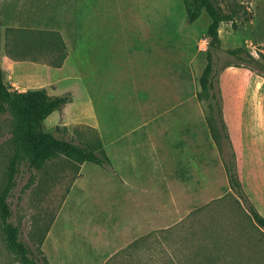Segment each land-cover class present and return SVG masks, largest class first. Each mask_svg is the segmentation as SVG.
<instances>
[{
    "label": "rangeland",
    "instance_id": "1",
    "mask_svg": "<svg viewBox=\"0 0 264 264\" xmlns=\"http://www.w3.org/2000/svg\"><path fill=\"white\" fill-rule=\"evenodd\" d=\"M216 3L224 12L236 11L235 30L232 23L220 25L221 51L214 56L210 92L234 143V116L249 121L264 114V70L240 65L227 51L240 49L264 68L263 47L239 42L236 35L251 20L240 23V18L254 16L264 0ZM208 24L204 13L188 23L182 0H0V51L6 47L35 65L27 68V90L71 95L62 111L46 119L45 129L76 144L101 146L111 162V169H103L57 157L35 170L26 158L18 161L7 198L9 221L39 264H264V230L233 192L211 201L199 196L180 219L168 214L166 227H156L152 216L132 230L119 197L124 189L117 181L134 168L143 176L145 170L134 160L147 134L159 143L161 133L190 130L194 118L199 124L210 121L220 132L215 102L196 98ZM62 57L72 80L59 84L54 80L64 74L51 71L45 76L51 81H43L36 66L57 64ZM12 126L8 114L0 115V193L14 153ZM220 143L227 156V142ZM237 153L235 162L258 171L255 155L239 158ZM146 190L156 193L158 186ZM250 204L258 207V198ZM0 264H19L1 221Z\"/></svg>",
    "mask_w": 264,
    "mask_h": 264
},
{
    "label": "crops",
    "instance_id": "2",
    "mask_svg": "<svg viewBox=\"0 0 264 264\" xmlns=\"http://www.w3.org/2000/svg\"><path fill=\"white\" fill-rule=\"evenodd\" d=\"M239 29L236 34L239 42L263 47L264 6L255 8L253 18ZM65 64L66 62H63L59 68L46 64L36 67H39L43 74V81L48 72L63 73L61 78L54 80L60 84L72 80L69 79L70 69ZM31 66L35 65L16 58L6 47L0 51V67L4 74V83L17 92H25L29 89L31 76L27 68ZM230 69L234 71L235 68ZM257 85L259 88L260 84ZM52 97L56 96L52 95ZM234 117V129H237V135L234 143L228 140L230 147L234 154L237 149L239 158L246 152L250 158L255 155L254 165L258 163L257 171L251 169V166L244 167L239 159L236 160L238 178L250 203L255 204L258 198V207L255 205V208L258 214L264 217V114L250 118L249 121L241 114ZM189 128L191 129L188 131L161 133L163 140L159 135V143L152 141L151 134H147L144 147L141 149L142 154L137 153V158L134 160L136 165L140 163L145 170L143 176L137 175L139 169L134 168V172L129 173L127 178L117 181L124 189L119 191V197L126 203V220L130 230L144 226L141 225V220L152 219V216H156V227H166L168 214L180 219L185 208L193 209V204L200 200L199 196L211 201L220 199L223 194H232L219 151L206 121L199 124L194 118ZM146 169L150 170L148 177ZM249 181L251 186L247 187L246 183ZM153 183L158 186L156 193L146 190ZM146 197L155 198L154 204L153 200L150 201L151 198L149 202ZM50 235L51 232L48 233L46 241Z\"/></svg>",
    "mask_w": 264,
    "mask_h": 264
},
{
    "label": "trees",
    "instance_id": "3",
    "mask_svg": "<svg viewBox=\"0 0 264 264\" xmlns=\"http://www.w3.org/2000/svg\"><path fill=\"white\" fill-rule=\"evenodd\" d=\"M182 1L185 6L188 23H194L202 13L209 19L205 32L207 45V50L205 51L206 64L198 80L200 91L196 94V98L198 101L205 98L212 99L215 102L220 132L213 127L210 121H207V126L219 151L229 187L236 197L246 205V211L256 226L264 230V218L245 199L242 192L237 176L235 156L229 145L226 128L222 121L220 104L215 100L214 95L210 94L214 89V56L217 52L221 51V40L219 38L220 25L222 23H232V28L235 30L237 22L236 11L224 12L217 5L216 0ZM252 17V14L246 13L243 18H240V23L247 22ZM227 54L234 57L240 65L253 64L259 69L264 70L255 60L248 56L246 58V54L240 49L228 50ZM63 58L57 64H52L51 66L54 68L61 67ZM70 102V93L51 97L44 88L17 92L4 83V74L0 67V115L8 114L12 119L11 143L14 149L8 166L7 181L0 193V221L7 246L16 255L19 264L39 263L35 257H32L28 246L20 241L19 230L9 221L11 212L7 198L13 186L18 161L21 158H26L28 165L32 169L40 170L48 161L57 157H63L77 164L88 163L103 169H111V162L101 146L76 144L61 139L45 129L46 119L52 113L62 111L66 104ZM220 139L225 140L228 144L229 152L227 156L222 148Z\"/></svg>",
    "mask_w": 264,
    "mask_h": 264
},
{
    "label": "built area",
    "instance_id": "4",
    "mask_svg": "<svg viewBox=\"0 0 264 264\" xmlns=\"http://www.w3.org/2000/svg\"><path fill=\"white\" fill-rule=\"evenodd\" d=\"M202 49H203V50L205 49V45L202 46Z\"/></svg>",
    "mask_w": 264,
    "mask_h": 264
}]
</instances>
